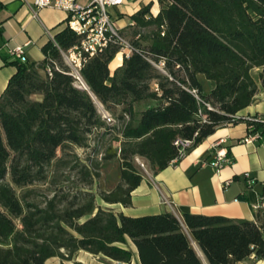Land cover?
Here are the masks:
<instances>
[{
	"label": "trees",
	"instance_id": "1",
	"mask_svg": "<svg viewBox=\"0 0 264 264\" xmlns=\"http://www.w3.org/2000/svg\"><path fill=\"white\" fill-rule=\"evenodd\" d=\"M157 2L155 15L149 2L129 16L146 32L134 33L137 51L123 57L112 74L117 46L83 64L87 89L74 84L61 55L79 43L67 26L43 44L41 61L14 62L0 95V264L72 260L80 250L131 264L128 238L140 264H204L195 246L208 264L264 258L262 221L191 213L179 220L169 212L128 216L96 206L88 189L55 191L43 206L28 198L27 186L45 178L58 149L85 146L94 130L110 129L96 102L108 113L122 105L119 117H128L119 130L120 181L99 193L106 203L131 204V192L145 175L133 161L137 157L157 172L219 127L244 122L248 134L264 132L256 116L237 115L264 89V0ZM160 60L165 73L155 65ZM199 76L212 82L208 92ZM147 101L155 104L135 110Z\"/></svg>",
	"mask_w": 264,
	"mask_h": 264
},
{
	"label": "crops",
	"instance_id": "2",
	"mask_svg": "<svg viewBox=\"0 0 264 264\" xmlns=\"http://www.w3.org/2000/svg\"><path fill=\"white\" fill-rule=\"evenodd\" d=\"M32 1L0 0V95L16 69L11 48L27 43V62H39L44 57L41 47L50 39L47 32L53 36L65 26L64 10L37 8L32 5ZM149 2L155 15L159 10L157 0H136L127 11L128 17ZM131 22L129 19L128 23ZM125 25L124 21L119 22V26ZM121 64V55L118 53L109 63L110 73ZM202 77L199 76V79L204 86L208 81ZM211 87L212 84H209L208 89ZM237 115L264 117V89L259 87L252 102ZM248 133L244 122L219 127L179 161L170 163L160 171H149L143 175L131 192L130 205L102 200L97 205L128 216L169 212L179 220L183 213H191L264 222V132L246 141ZM218 150L227 153L232 161L220 167L214 165L212 162ZM125 247L132 251L131 264H140L137 249L129 238ZM195 249L203 263L208 264L201 250L197 246ZM76 261L86 264H123L83 250L77 252L72 260L62 261L59 257H50L46 264H75ZM236 264H264V258L255 260L251 255Z\"/></svg>",
	"mask_w": 264,
	"mask_h": 264
},
{
	"label": "rangeland",
	"instance_id": "3",
	"mask_svg": "<svg viewBox=\"0 0 264 264\" xmlns=\"http://www.w3.org/2000/svg\"><path fill=\"white\" fill-rule=\"evenodd\" d=\"M135 2L136 0H126L125 4L123 3L118 7L110 9L113 16L117 15L118 21H116V25H119V22L122 21L129 24L127 11ZM155 7L157 8V6ZM136 31L144 33L146 29H137L136 25H127L122 29V32L130 42ZM159 71L165 73L164 69H159ZM258 73L259 69L255 68L252 70V74L256 79ZM202 78L204 81L206 80L204 77ZM74 84L83 87L78 80H74ZM209 84H212V82L208 81V83L204 84L205 92L209 91ZM32 98L36 99L39 96L35 95ZM152 104H155V101L139 103L135 106V110L140 111ZM96 106L101 110L99 102H96ZM122 108V105L111 107L109 116L112 120H106V123H110V129L105 130L101 128L94 130L88 136L85 146L70 145L63 150L58 149L56 160L46 168L45 178L27 186V188L31 189L28 198L43 206L44 200L51 197L55 191L74 192L88 189L95 194V205L98 206L97 202L102 200L99 193L111 190L120 181L119 169L121 159L119 154L121 137L119 130L128 118L127 116H125V119L119 117L122 114ZM112 151H116V155L107 158L106 156L111 154ZM133 161L137 162L135 159ZM85 168L92 175V182L90 184H86L89 177L86 175ZM149 171L151 170L149 169Z\"/></svg>",
	"mask_w": 264,
	"mask_h": 264
},
{
	"label": "built area",
	"instance_id": "4",
	"mask_svg": "<svg viewBox=\"0 0 264 264\" xmlns=\"http://www.w3.org/2000/svg\"><path fill=\"white\" fill-rule=\"evenodd\" d=\"M124 3V0H33L32 5L37 8L49 7L58 8L66 12L65 26L70 28L79 37V43L69 48L66 51H61V55L69 68V74L80 81L83 85V80L80 74V69L83 64L95 54L103 51L107 46H117L118 52L123 57H127L136 48L132 45L130 40L122 32V29L127 25H134L135 22L121 27L116 25L117 15L113 16L110 9L118 7ZM154 15V13L151 11ZM50 39L53 36L47 32ZM163 34V32H162ZM27 43L15 45L11 48L10 53L13 58L19 62H27L25 54V47ZM115 55V56H116ZM155 65L163 70L164 62L160 60ZM48 75L52 74L50 67L46 68ZM78 86V85H77ZM102 117L107 121L112 118L101 106ZM256 120L264 122V117H256ZM259 133H250L246 136V141H251L258 137ZM136 161L145 174L149 170L147 165L140 158ZM230 159L222 150L215 153L213 164L217 167L228 163ZM120 263V262H118Z\"/></svg>",
	"mask_w": 264,
	"mask_h": 264
},
{
	"label": "water",
	"instance_id": "5",
	"mask_svg": "<svg viewBox=\"0 0 264 264\" xmlns=\"http://www.w3.org/2000/svg\"><path fill=\"white\" fill-rule=\"evenodd\" d=\"M78 87H81V86H78ZM82 88L87 89V87H86L84 81H83V87H82Z\"/></svg>",
	"mask_w": 264,
	"mask_h": 264
},
{
	"label": "bare ground",
	"instance_id": "6",
	"mask_svg": "<svg viewBox=\"0 0 264 264\" xmlns=\"http://www.w3.org/2000/svg\"><path fill=\"white\" fill-rule=\"evenodd\" d=\"M200 255H202V254L200 253Z\"/></svg>",
	"mask_w": 264,
	"mask_h": 264
}]
</instances>
